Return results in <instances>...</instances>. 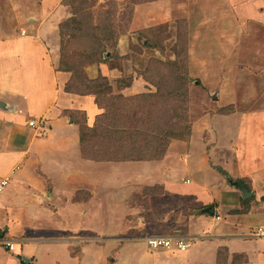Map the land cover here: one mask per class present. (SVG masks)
I'll return each instance as SVG.
<instances>
[{"label": "rangeland", "instance_id": "374dc122", "mask_svg": "<svg viewBox=\"0 0 264 264\" xmlns=\"http://www.w3.org/2000/svg\"><path fill=\"white\" fill-rule=\"evenodd\" d=\"M41 2L50 8L55 0H0V59H5L4 53L8 51L5 44L7 39H11V33L19 32L11 13V9L15 11L13 4L26 15ZM64 7L65 18L57 28L58 56L55 66L58 71L62 70L60 72L70 71L65 72L69 75L65 87L74 90L80 84L86 88L90 80L101 76L110 78L114 98L108 94L101 96V104L108 108L105 111L109 115L114 116L115 110L118 116L125 117L124 120H140L141 128L149 132L155 131L164 136V132L169 131L171 137L177 135L172 139L167 137V148L162 158L167 164L174 165L179 158L187 165L192 164L194 157L199 160L201 171L203 163L207 167L216 166L210 152L213 146L220 144L225 134L229 136V142L233 140L232 144L236 146L234 154L240 168L232 167L233 172L244 168L249 170L252 166L264 168V0H68L64 2ZM75 20H79L80 24H76ZM95 27L109 28L112 35L116 33L117 48L110 46L114 42L113 37L110 43H105L103 54L104 60L112 58V64H101L100 59H85L95 47L88 39L89 30ZM78 28L82 31L86 29V34ZM27 34L31 36L33 32ZM21 35L24 32L21 31ZM2 37L4 41H1ZM20 51L29 55L26 59H45L41 54L37 57V53L31 56L27 50ZM114 72L116 78L109 74ZM89 96V100L78 102L76 106L84 108L86 116H74L76 120H86L87 125L93 126L103 110L96 104V96ZM225 143L224 148H227L229 143ZM161 150L155 149L152 155ZM244 150V158L240 159ZM218 151L216 156H220L222 149ZM116 163L120 162L114 163V170L104 168L101 171L104 178L101 193L106 192L108 179L111 176L115 178V169L119 166ZM249 163H252L251 167ZM133 167V170L139 167L140 171H144L142 165ZM217 170L221 173L220 169ZM133 173L129 170L128 176ZM108 174L110 177H104ZM189 174L183 173L182 182L195 183V177ZM15 175L12 174V178ZM133 181L130 180L129 184ZM113 189L114 192L120 189L116 182ZM160 189L156 187L155 190ZM119 195L116 194L114 199L119 200ZM263 203L261 200L257 204ZM155 204L159 205L158 201L152 200L154 210L149 212L150 215L140 217L142 220L135 218L136 224L133 225L149 222L146 226L148 232L139 236L131 232L122 233L121 237L124 235L122 238L126 241L120 242H132L120 250L114 240L95 241L103 247H97L85 260L103 259L104 264H114V258L119 260L118 264H126L127 260L130 264H185L181 257L174 254L178 251H170L173 254L167 255L164 250L153 251L149 247L148 250V238L146 242L139 239L165 232V226L158 223L165 216L164 212L158 214ZM254 204L253 201L251 205ZM209 205L218 206L216 202ZM102 211L105 213V217L101 218L103 224H111L114 228V218L104 207ZM206 217L209 225L220 222L221 218L215 213ZM10 239L20 242L23 248L22 240L11 238L8 229L0 226V242ZM245 242L246 247L242 250L218 248L213 263L264 264V244H256L254 240ZM24 255L22 252L21 256L15 257L0 243V264L24 263Z\"/></svg>", "mask_w": 264, "mask_h": 264}, {"label": "crops", "instance_id": "0c3cea01", "mask_svg": "<svg viewBox=\"0 0 264 264\" xmlns=\"http://www.w3.org/2000/svg\"><path fill=\"white\" fill-rule=\"evenodd\" d=\"M13 5L15 11L11 9V13L19 32L11 33V39L5 44L8 50L4 53L5 59H0V102L7 105L6 110L0 108V174L16 175L11 176L0 202V226L8 229L11 238L22 240L24 244L22 248L20 242H16L15 251L10 253L18 257L23 252L22 260L29 259V264H104L103 259L85 260L97 247H103L95 241L114 240L120 250L132 242H120L126 241L122 233L139 236L148 232L149 222L133 225L135 218L141 219L154 210L152 200L159 203L155 204L158 214L164 212V220L159 219L158 223L165 226V232L151 236L192 239L190 250L174 253L185 264H214L218 248L242 250L246 240L264 244V239L254 233L264 228V203L257 204L264 201V168L258 169L249 163L252 166L249 170L233 172L232 167L237 169L240 165L235 159L236 146L225 134L218 147L213 146L210 152L216 166L208 168L203 163L201 171L199 160L194 157L188 165L181 158L174 165L167 164L165 159L120 162L116 163L119 166L115 169V178L108 179L106 190L103 188L106 192L101 193L104 184L101 171L114 170L116 161L98 162L83 157L80 129L66 112L86 113L84 108L76 106L90 96L67 93L65 84L69 75L55 66L57 28L65 18L64 0H55L50 8L43 2L38 3L35 10L26 15L22 9L17 10L15 3ZM29 32L33 35L29 36ZM20 50H27L31 56L41 54L45 59H26L29 55ZM31 120H36L40 129L30 127ZM226 141L229 145L224 148ZM243 144L245 146L246 141ZM221 149L220 156H216ZM244 155L245 150L240 159ZM135 165H142L144 171L139 167L133 170ZM129 170L134 173L128 176ZM187 172L195 177V183L182 182L183 173ZM107 176L110 177L109 174L104 177ZM130 180H134L131 185ZM111 181L120 189L114 192ZM235 182L243 185L251 196L244 199L242 191L233 186ZM156 187H161L160 191H156ZM116 194L119 200L114 199ZM251 197L254 198L251 200ZM243 201H250L249 210L238 214L236 211L245 208ZM253 201L256 204L251 205ZM213 202L218 205L214 213L221 218L220 222L209 225L202 213ZM102 207L114 218V228L101 221L105 217ZM151 236L139 239L146 242ZM114 261V264L119 263L116 258ZM127 263L130 264V260Z\"/></svg>", "mask_w": 264, "mask_h": 264}, {"label": "trees", "instance_id": "16d2710c", "mask_svg": "<svg viewBox=\"0 0 264 264\" xmlns=\"http://www.w3.org/2000/svg\"><path fill=\"white\" fill-rule=\"evenodd\" d=\"M67 1L68 0H64L65 3H67ZM74 22L76 24H80L79 20H75ZM104 27H95L89 30L91 31V33H89L88 35L89 43H91L95 47L92 49V52H89L85 59H100L101 64L109 65V63H111L110 59L112 58H110L109 60H104L103 58V54L105 51V43H110L111 39L114 37V40H112V42H114L110 46L115 49L118 45V38L116 39L115 32L112 35V31L109 30V28ZM61 28L63 29V26ZM77 30L82 32V34H86V29L82 31L81 28H78ZM75 44L79 45V42H76ZM65 72L70 71L67 70ZM109 74H112V76L114 77L115 72ZM116 77L117 75L114 78ZM131 86L132 85L127 86V88ZM113 89L114 88L110 81V78H108L107 76H101L97 79L90 80L89 83L86 85V88L84 85L82 87V85L80 84L77 86V89L74 90L69 89V86L65 87V91L69 94L78 96L95 95L96 104L101 110H103V112L96 117L93 126L87 125L86 120L84 122L76 120L74 115H80L85 117V112H66L67 117H69L72 123L76 124L80 129V142L83 157L85 159H90L98 162H143L161 160L165 156L164 153L166 151L168 141L167 137H170V139H172L176 138L177 135L171 137L170 135L172 133L169 131H165L164 136L156 133L155 131L149 132L146 128H141L140 120H133L132 122L129 120H124L125 117L118 116V112L115 110L113 113L114 116L109 115L105 111L108 110V108H104V106H102L101 104V96L108 94L112 95V97L114 98ZM139 96L145 97V95ZM120 99L124 101V98ZM98 140H101L98 144L94 143V141L98 142ZM90 145L92 147H90ZM161 148L162 150L158 152L159 154L156 153V155H152L154 154L153 151L155 149ZM246 187L250 190L249 186L246 185ZM243 203L245 205V208L236 211V213L241 214L248 212L250 201H243Z\"/></svg>", "mask_w": 264, "mask_h": 264}, {"label": "built area", "instance_id": "2783aa9c", "mask_svg": "<svg viewBox=\"0 0 264 264\" xmlns=\"http://www.w3.org/2000/svg\"><path fill=\"white\" fill-rule=\"evenodd\" d=\"M29 126L32 128H40L39 123L36 120H31ZM11 183L10 175L0 174V202L2 196L4 195L6 189ZM255 236L264 239V228L260 227L255 230ZM2 244L10 252H14L16 249V242L12 240H3ZM147 245L153 251L164 250V251H178L185 252L192 248L193 241L190 239H185L183 237H149L147 239Z\"/></svg>", "mask_w": 264, "mask_h": 264}, {"label": "water", "instance_id": "95a60500", "mask_svg": "<svg viewBox=\"0 0 264 264\" xmlns=\"http://www.w3.org/2000/svg\"><path fill=\"white\" fill-rule=\"evenodd\" d=\"M6 106H7L6 103H4V102H0V108H1V109L6 110V108H7ZM232 184H233V186H235L236 188H238V189H240V190L242 191L244 199H247V198H249V197L251 196V193H249V192L246 190V188H245L243 185H241L240 183L235 182V183H232ZM202 214H203V215H210V216H213V215H214V207L209 206L207 209H205V210L203 211ZM23 261H24L26 264H29V263H30V260L27 259V258L23 259Z\"/></svg>", "mask_w": 264, "mask_h": 264}]
</instances>
